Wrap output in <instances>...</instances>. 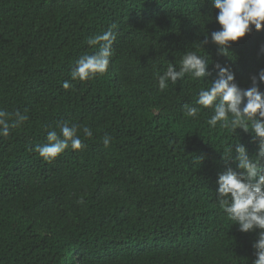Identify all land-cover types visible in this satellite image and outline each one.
<instances>
[{
  "label": "trees",
  "instance_id": "16d2710c",
  "mask_svg": "<svg viewBox=\"0 0 264 264\" xmlns=\"http://www.w3.org/2000/svg\"><path fill=\"white\" fill-rule=\"evenodd\" d=\"M218 12L212 0H0V109L29 117L0 136V264H253L259 230H239L216 180L236 166L223 158L230 145L252 156L258 143L231 115L209 126L214 110L196 100L216 63L252 86L264 29L221 55L210 38ZM113 23L107 72L72 80L79 57L98 50L87 38ZM189 51L210 75L161 91L158 75ZM63 122L79 126L83 146L45 161L35 147Z\"/></svg>",
  "mask_w": 264,
  "mask_h": 264
},
{
  "label": "clouds",
  "instance_id": "9594fccd",
  "mask_svg": "<svg viewBox=\"0 0 264 264\" xmlns=\"http://www.w3.org/2000/svg\"><path fill=\"white\" fill-rule=\"evenodd\" d=\"M212 4L219 10L215 20L221 28L212 31L210 38L218 46L221 55L227 56L231 42L245 37L252 30L251 26L257 31L264 29V0H212ZM115 28L113 23L107 30L87 38L86 43L92 47L98 46V50L79 57L70 73L72 80L86 81L96 74L107 72L116 40L113 31ZM204 43H207V36ZM215 67L218 70L217 78L208 89L199 92L196 104L213 108L214 114L207 121L209 126L215 127L218 122H223L221 126L228 127L231 115V126L242 128L245 132L250 128L253 142L258 143V149L252 156L240 142L228 147V156L223 155V158L226 162L234 161L236 166L226 167L218 174L217 198L229 218L239 225L241 232L259 230L252 245L257 257L253 264H264V93L259 87L264 83V69L251 77V87L242 89L236 83L230 68L219 63ZM208 68L209 64L204 56L195 51L186 52L179 62V70L175 64L169 63L167 70L158 75L159 88L161 91L165 90L169 80L176 83L186 74H191L193 78H205L210 75ZM63 87L70 88V83L65 81ZM185 114L194 118L198 109L185 105ZM28 119V115L19 110L9 113L0 109V136L8 137L12 128ZM58 128L59 132H47V143L35 147V151L45 161L55 159L69 146L73 150H79L83 146L78 135L79 126L63 122ZM82 131L85 137L92 136L90 128L85 126ZM111 140L112 137L107 134L103 137L105 147L109 146Z\"/></svg>",
  "mask_w": 264,
  "mask_h": 264
}]
</instances>
